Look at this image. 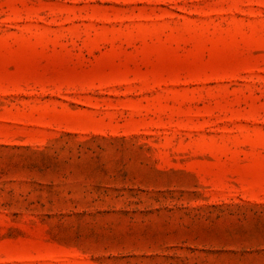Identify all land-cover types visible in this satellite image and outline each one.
Instances as JSON below:
<instances>
[{
    "label": "rangeland",
    "instance_id": "374dc122",
    "mask_svg": "<svg viewBox=\"0 0 264 264\" xmlns=\"http://www.w3.org/2000/svg\"><path fill=\"white\" fill-rule=\"evenodd\" d=\"M0 264H264V0H0Z\"/></svg>",
    "mask_w": 264,
    "mask_h": 264
}]
</instances>
